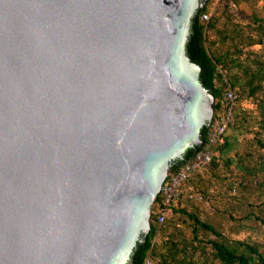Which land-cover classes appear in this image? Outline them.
I'll use <instances>...</instances> for the list:
<instances>
[{
    "label": "water",
    "instance_id": "obj_1",
    "mask_svg": "<svg viewBox=\"0 0 264 264\" xmlns=\"http://www.w3.org/2000/svg\"><path fill=\"white\" fill-rule=\"evenodd\" d=\"M206 3L0 0V264H132L214 121L186 52Z\"/></svg>",
    "mask_w": 264,
    "mask_h": 264
},
{
    "label": "trees",
    "instance_id": "obj_2",
    "mask_svg": "<svg viewBox=\"0 0 264 264\" xmlns=\"http://www.w3.org/2000/svg\"><path fill=\"white\" fill-rule=\"evenodd\" d=\"M212 2L192 18L186 52L215 95L214 120L230 106L225 92L237 94L234 120L213 148L211 165L183 185L163 224L159 195L150 234L137 244L132 264H264V239L242 237L252 225L264 229V0H221L214 11ZM209 129L201 131L204 140ZM198 151L187 150L185 161H173L170 173ZM217 186L231 193L220 196L222 208L212 200ZM193 194L216 206L220 220H205Z\"/></svg>",
    "mask_w": 264,
    "mask_h": 264
},
{
    "label": "built area",
    "instance_id": "obj_3",
    "mask_svg": "<svg viewBox=\"0 0 264 264\" xmlns=\"http://www.w3.org/2000/svg\"><path fill=\"white\" fill-rule=\"evenodd\" d=\"M208 15L203 16V20H208ZM224 99L230 106L214 120L210 125L209 133L205 140V145L193 157L175 173H169L167 181L162 187L160 195H162V214L159 217V223L163 224L171 212V207L175 205L181 197L182 187L196 174L205 171L214 159L213 148L219 144L227 131L228 127L233 123V109L237 99V94L229 89L225 92ZM191 198L202 201L203 197L199 194H193ZM150 264V261H147Z\"/></svg>",
    "mask_w": 264,
    "mask_h": 264
},
{
    "label": "rangeland",
    "instance_id": "obj_4",
    "mask_svg": "<svg viewBox=\"0 0 264 264\" xmlns=\"http://www.w3.org/2000/svg\"><path fill=\"white\" fill-rule=\"evenodd\" d=\"M209 0H207L208 2ZM220 1L221 0H213L212 4H211V8H212V11H214V9H216L219 4H220ZM243 10H248L247 8L243 7ZM260 11V10H259ZM210 15H208L209 17ZM257 50H261V48L257 47L256 48ZM263 55H264V51H263ZM215 194L212 193V200L213 201H216L217 203L215 204L216 206H218L219 208H222L223 207V203L221 202V199H220V196H227L228 198L231 197V193H229L226 189H223L219 186H217V188L214 190ZM188 192H185V195L187 194ZM234 193V192H233ZM232 193V194H233ZM230 194V195H229ZM236 194V193H235ZM185 203L186 202V199L184 200ZM196 207H198V209L201 211V215L202 217L205 219V220H220V216L218 215V213L216 212V206L212 205L209 201H204V199L202 201H197L195 203ZM153 212H154V208H153ZM153 216V215H152ZM242 237L246 238V237H249V238H252L254 240H260L262 241L264 239V229L261 228L260 226H255V225H252L250 227V229H248L246 232H244L242 234ZM150 264H151V261H150Z\"/></svg>",
    "mask_w": 264,
    "mask_h": 264
}]
</instances>
